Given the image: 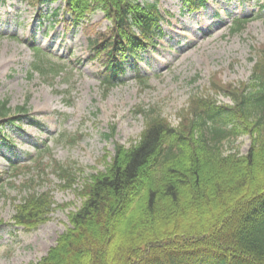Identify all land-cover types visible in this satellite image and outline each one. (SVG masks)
<instances>
[{"label": "trees", "instance_id": "1", "mask_svg": "<svg viewBox=\"0 0 264 264\" xmlns=\"http://www.w3.org/2000/svg\"><path fill=\"white\" fill-rule=\"evenodd\" d=\"M63 1L67 26L82 25L90 36L107 92L124 76L127 57L163 35L159 0ZM183 2L198 11L208 0ZM97 11L110 22L105 30L89 25ZM248 22L237 20L232 32ZM50 61L35 47L31 76H61L64 65ZM137 76L148 86L145 76ZM211 91L223 92L231 103ZM138 111L145 118L139 138L129 145L116 142L104 170L85 175L59 162L43 167L41 157L33 165H13L15 177L52 167L62 187L83 200L56 244L31 264H264V45L249 82L236 85L216 73L205 93L189 99L177 123L156 108ZM0 117V127L21 120L9 100L0 102ZM246 135L251 139L246 153L227 150L226 143ZM38 185L34 176L26 180V194L15 204L14 220L27 231L47 223L56 207H66Z\"/></svg>", "mask_w": 264, "mask_h": 264}, {"label": "rangeland", "instance_id": "2", "mask_svg": "<svg viewBox=\"0 0 264 264\" xmlns=\"http://www.w3.org/2000/svg\"><path fill=\"white\" fill-rule=\"evenodd\" d=\"M32 1L0 0V102L9 100L12 113L21 118L0 127V264L39 261L68 229L70 212L83 201L62 187L52 167L15 177L14 164L33 165L41 157L43 167L59 162L85 175L104 170L116 142L129 145L139 138L145 127L140 107L156 108L177 123L189 99L205 93L216 73L225 82H249L253 59L264 45V0H209L198 12H189L182 0H159L164 36L138 56L129 55L124 76L107 92L90 36L82 25L68 27L63 21L68 17L64 1ZM244 17L251 19L246 28L232 33L235 20ZM88 22L99 30L110 24L102 11ZM35 47L64 65V73L52 80L38 72L31 76ZM138 70L149 78L148 86L138 79ZM211 93L231 103L223 92ZM21 106L28 111L18 114ZM250 145L248 135L226 143L228 151L240 148L242 153ZM32 176L38 179V191H52L57 205L66 207H56L47 223L27 231L14 215L15 204L26 194L23 183Z\"/></svg>", "mask_w": 264, "mask_h": 264}]
</instances>
